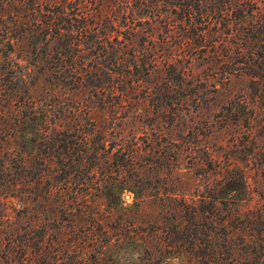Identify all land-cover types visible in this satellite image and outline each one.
I'll use <instances>...</instances> for the list:
<instances>
[{
	"label": "rangeland",
	"instance_id": "1",
	"mask_svg": "<svg viewBox=\"0 0 264 264\" xmlns=\"http://www.w3.org/2000/svg\"><path fill=\"white\" fill-rule=\"evenodd\" d=\"M0 91V264H263L264 0H0Z\"/></svg>",
	"mask_w": 264,
	"mask_h": 264
},
{
	"label": "trees",
	"instance_id": "2",
	"mask_svg": "<svg viewBox=\"0 0 264 264\" xmlns=\"http://www.w3.org/2000/svg\"><path fill=\"white\" fill-rule=\"evenodd\" d=\"M6 78V73L4 72V89L6 88V90H7V92H9L11 89L10 88H7V82H8V80L7 79H5ZM94 87V88H93ZM93 87H90L89 89H88V91L89 92H91L92 93V95L93 94H95L96 96L97 95H99L100 93H101V87L100 86H96V85H94ZM97 89H99V90H97ZM97 90V91H96ZM0 93H1V91H0ZM27 95H26V97L24 98V100L26 99V102H27V105L28 104H33V106L30 108L31 109V114H33V113H36L35 112V108H34V106L36 105V102L35 101H33V97H29V94H30V92H27L26 93ZM94 95V96H95ZM5 108V107H4ZM30 113V112H29ZM4 114H5V111H4ZM25 117H26V115H25ZM191 131V135H192V130H191V127H187L186 129H185V131H184V136H186L187 135V133H189ZM4 132H5V130H4ZM43 137L45 138L46 137V135L44 134L43 135ZM22 161H23V159H22ZM22 165V164H21ZM23 166V165H22ZM4 170H5V164H4ZM232 258H235V256H233L232 255ZM248 264H250V263H248ZM263 264H264V262H263Z\"/></svg>",
	"mask_w": 264,
	"mask_h": 264
}]
</instances>
